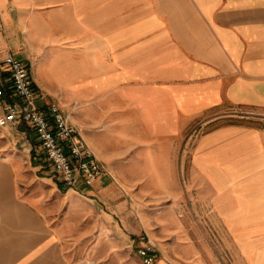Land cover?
<instances>
[{
    "label": "crops",
    "instance_id": "crops-1",
    "mask_svg": "<svg viewBox=\"0 0 264 264\" xmlns=\"http://www.w3.org/2000/svg\"><path fill=\"white\" fill-rule=\"evenodd\" d=\"M10 54L105 171L63 189L35 132L0 126V264H123L141 234L155 264H221L193 215L264 264V0H0L1 72Z\"/></svg>",
    "mask_w": 264,
    "mask_h": 264
},
{
    "label": "built area",
    "instance_id": "built-area-1",
    "mask_svg": "<svg viewBox=\"0 0 264 264\" xmlns=\"http://www.w3.org/2000/svg\"><path fill=\"white\" fill-rule=\"evenodd\" d=\"M2 66L7 72L4 83L10 99L4 97V88L0 86V126L28 125L36 134L38 148L49 162L52 175L63 189L93 185L105 167L72 123L71 115L56 104L47 108L40 104L24 61L10 54L3 58ZM137 253L143 264H155L157 256L151 244H142Z\"/></svg>",
    "mask_w": 264,
    "mask_h": 264
},
{
    "label": "rangeland",
    "instance_id": "rangeland-1",
    "mask_svg": "<svg viewBox=\"0 0 264 264\" xmlns=\"http://www.w3.org/2000/svg\"><path fill=\"white\" fill-rule=\"evenodd\" d=\"M230 111H241L239 108L232 109ZM242 111H247L243 110ZM205 128H201L200 125H195L190 130L188 131V135L185 138L184 143L188 145V147L191 146V144L195 141L196 137L203 131H205ZM187 158V156H186ZM189 218V223H196L197 220L199 219L198 225H193V229H191L188 233L190 237L195 241L198 251V255L201 256H206V255H211L213 257V260L217 263L220 261L221 264H235L233 262L232 255L229 253L228 248L224 247L221 243L219 234L216 230L213 229L212 224L210 221L204 216H197L193 215L190 216ZM120 218V217H119ZM118 218V219H119ZM140 217L139 215H133L131 216V221L136 222L139 220ZM120 221V219H119ZM123 224L126 227L125 234L126 236L130 235L129 230L131 229L132 222H123ZM139 241H141V244L138 242L137 244L134 243V241L127 246L126 248V257H125V262L123 264H143L140 256L137 253V248L141 246L142 244H151L153 248L155 249L156 252V259L160 258L163 254L162 248L157 246L155 243L152 241L148 240L147 235H138ZM117 248H113L112 251H116ZM181 261V260H180ZM97 264V263H95ZM99 264H121V263H116L112 259H110L108 262L105 263H99ZM181 264H192L190 261L183 259L181 261Z\"/></svg>",
    "mask_w": 264,
    "mask_h": 264
},
{
    "label": "trees",
    "instance_id": "trees-1",
    "mask_svg": "<svg viewBox=\"0 0 264 264\" xmlns=\"http://www.w3.org/2000/svg\"><path fill=\"white\" fill-rule=\"evenodd\" d=\"M7 75V72H1L0 71V86H2L4 88V97L6 99H10V92L9 89L7 87V84L3 82V77Z\"/></svg>",
    "mask_w": 264,
    "mask_h": 264
}]
</instances>
